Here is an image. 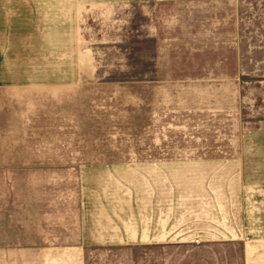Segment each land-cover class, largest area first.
Here are the masks:
<instances>
[{
	"label": "rangeland",
	"instance_id": "rangeland-1",
	"mask_svg": "<svg viewBox=\"0 0 264 264\" xmlns=\"http://www.w3.org/2000/svg\"><path fill=\"white\" fill-rule=\"evenodd\" d=\"M0 35V247L47 238L82 244L83 264H247V201L229 200L224 160L148 163L220 157L226 137L264 129V0H0ZM234 74V87L170 82ZM189 103L210 109L195 128L178 114Z\"/></svg>",
	"mask_w": 264,
	"mask_h": 264
},
{
	"label": "crops",
	"instance_id": "crops-1",
	"mask_svg": "<svg viewBox=\"0 0 264 264\" xmlns=\"http://www.w3.org/2000/svg\"><path fill=\"white\" fill-rule=\"evenodd\" d=\"M124 1V0H120ZM136 2H142L143 4H155V3H179V4H216L226 1L233 0H135ZM4 38L0 35V59L4 57L3 49ZM7 40V39H6ZM6 42V41H5ZM3 60V59H2ZM4 66V62H1ZM2 66V67H3ZM3 70H0V75L4 74ZM238 75H227L219 78L203 77L200 78H188V79H173L171 83L177 82H188V81H215L220 82L223 86H237ZM143 81L145 85L159 87L160 84L165 82L161 78L156 81L146 80ZM0 82V118L3 120L4 114H2V98L1 94L5 92L3 85ZM235 105L234 107L237 111V117L235 121L231 123L228 114H225V128L232 131L235 126H240V107L236 103L237 91H235ZM191 93V92H190ZM208 93V92H204ZM192 94V93H191ZM218 105L210 104V106L217 108ZM205 107V106H204ZM203 107V108H204ZM189 111V114L185 113L184 110ZM209 108L196 109L191 103L187 107L179 110L182 111L178 113L182 115L184 120L183 124L189 127L195 128V123L200 122L193 119V114L197 111L202 113L208 112ZM231 109H228L230 112ZM239 113V117H238ZM191 119V120H190ZM226 120L229 122L227 123ZM202 129V125H198ZM195 130V129H194ZM236 133V132H235ZM238 133V132H237ZM236 133V134H237ZM226 145L223 155L220 157H213L215 154L211 151L208 154H200L199 156H190V158H185V155H181L180 158L175 160H160L149 162L148 164H175V163H190V162H205V161H221L227 164L228 169V198L231 201H243L246 203V222L247 231L238 235V239H248L246 244L247 252V264H264V129H251V130H241L236 137L228 136L226 137ZM200 144V143H199ZM2 147L1 158H4L3 152L4 147L7 146V142L3 145V136L0 141ZM202 145V144H200ZM216 149V150H223ZM210 150L209 148L197 150L205 151ZM7 153L5 154V156ZM226 160V161H225ZM84 246L79 242H56L51 241L47 238L38 239V241H32L27 244L16 245V246H2L0 247V264H83V251Z\"/></svg>",
	"mask_w": 264,
	"mask_h": 264
}]
</instances>
